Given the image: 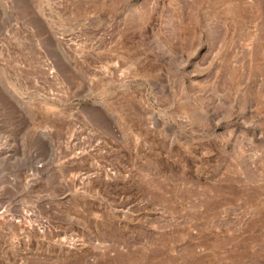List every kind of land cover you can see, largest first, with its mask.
I'll use <instances>...</instances> for the list:
<instances>
[{
    "label": "rangeland",
    "instance_id": "1",
    "mask_svg": "<svg viewBox=\"0 0 264 264\" xmlns=\"http://www.w3.org/2000/svg\"><path fill=\"white\" fill-rule=\"evenodd\" d=\"M0 48V264H264V0H0Z\"/></svg>",
    "mask_w": 264,
    "mask_h": 264
},
{
    "label": "bare ground",
    "instance_id": "2",
    "mask_svg": "<svg viewBox=\"0 0 264 264\" xmlns=\"http://www.w3.org/2000/svg\"><path fill=\"white\" fill-rule=\"evenodd\" d=\"M4 30H2L3 32ZM8 34V33H7ZM4 37V36H3ZM4 46V45H3ZM7 46V45H5ZM5 46L3 48V52H2V55H3V60L6 62L8 60H6V53H5ZM1 49V48H0ZM8 58V57H7ZM2 60V61H3ZM4 62V63H5ZM7 64V63H6ZM13 88H15V85L13 83V81L10 79V75H9V69L7 68V66L4 64V65H0V103L2 104V106L4 107L5 110H7L8 106H10V104L12 103V100H11V95L12 94V91H13ZM17 89V88H15ZM21 89V88H20ZM19 89V90H20ZM18 90V89H17ZM22 90V89H21ZM18 93V92H17ZM22 92L19 91V95H17V102H18V106L16 105V107H18V110H19V117H18V129H22L23 128V124H24V101H23V97H22ZM17 104V103H16ZM20 129V130H21ZM19 132V131H18ZM2 139V137H1ZM5 142L9 145V143L7 142V140H5ZM11 152V146H9L8 148H5L2 146V143H0V162H2V158L4 157L3 155H5L4 158H6L7 155H9ZM8 158V157H7ZM5 161V160H4ZM3 171V170H2ZM23 173L24 171L21 170V172L19 173V176H18V179H17V183L15 186L18 185V191L19 194L21 195L22 191L24 190V177H23ZM18 175V174H17ZM7 176V175H6ZM9 177H7L8 179ZM2 181V179L0 180ZM6 181V180H4ZM12 181V180H11ZM15 181V180H14ZM8 182V181H6ZM1 183V182H0ZM3 183V182H2ZM13 185V184H12ZM9 186H7V184H5V188L8 189ZM14 187V185H13ZM4 188V187H2ZM15 188V187H14ZM16 189V188H15ZM1 190V189H0ZM11 191V187L9 189ZM2 192H3V189H2ZM12 192V191H11ZM5 193V192H4ZM11 195V197L14 199L15 197L18 196V193H15V191L12 193H9ZM4 195V194H3ZM2 196V195H1ZM5 196V195H4ZM7 196V195H6ZM10 197V196H9ZM4 198V197H3ZM18 199L20 198H17L15 199V202L18 201ZM22 199H20L21 201ZM18 203V202H17ZM20 203V202H19ZM10 205V203H9ZM5 207V205H4ZM20 207V206H19ZM22 207V206H21ZM3 208V207H2ZM9 208V207H8ZM18 208V207H17ZM19 213V212H18ZM23 213V212H22ZM21 214V212H20ZM3 215V214H2ZM21 217V215H20ZM22 219V218H21ZM20 219V221H21ZM1 220V219H0ZM19 222V224H21V222Z\"/></svg>",
    "mask_w": 264,
    "mask_h": 264
}]
</instances>
